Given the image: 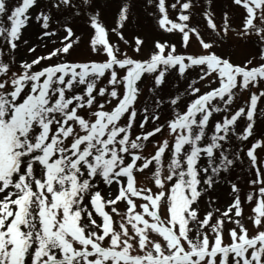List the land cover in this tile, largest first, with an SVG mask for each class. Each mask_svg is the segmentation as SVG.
I'll return each instance as SVG.
<instances>
[{"label":"snow or ice","instance_id":"obj_1","mask_svg":"<svg viewBox=\"0 0 264 264\" xmlns=\"http://www.w3.org/2000/svg\"><path fill=\"white\" fill-rule=\"evenodd\" d=\"M110 6L0 0V264H264V0L219 23L209 0H141L162 30L143 55L132 0L111 28ZM229 31L242 62L218 51Z\"/></svg>","mask_w":264,"mask_h":264},{"label":"rangeland","instance_id":"obj_2","mask_svg":"<svg viewBox=\"0 0 264 264\" xmlns=\"http://www.w3.org/2000/svg\"><path fill=\"white\" fill-rule=\"evenodd\" d=\"M15 0H10V3H14ZM118 0H111L110 8L104 13V22L108 25L109 28L114 27V11L116 8V3ZM210 6L216 15V22H220V16L223 10H225L226 5H230L231 0H209ZM134 5V17L130 19L129 23L123 28V34L126 39L130 42L132 40L133 35H140L144 38V47L141 50V55L149 48L151 40L160 35L162 30L158 29L153 21L146 17L143 12V8L141 7V0H132ZM229 12L230 23L233 29L239 30L240 25V13L242 11L241 8L236 6H230L226 9ZM172 18H175L174 14ZM135 21V22H134ZM193 24H198L202 31H204L205 25L202 23L201 16L197 13L192 20ZM39 26V22L30 18V24L25 27V38H27L30 42H37V29ZM83 31V27L80 28V31L77 34H81ZM207 36V32L204 33ZM115 38V37H114ZM118 39V38H115ZM172 39H175L173 37ZM56 40V37H50L47 41L41 40L40 42L45 43L47 47H51V41ZM121 47L123 48V44L121 42ZM198 49V45L193 39L192 43L188 47V51H196ZM45 49L39 48L36 52L37 55L43 53ZM253 46L250 43H245L240 37H238L234 31H229L227 34V39L222 42H218V51L224 53L225 55H230L234 62H242L244 58L250 56L252 54ZM21 54L26 55L27 53L24 49H21ZM89 53L85 50L83 40L80 42L79 47L73 49V57L78 59H85L89 57ZM244 99L243 95H240L237 99V104L240 103ZM264 131V122L257 121L256 124V132L259 133ZM262 158H264V151L258 153ZM239 164V162H237ZM236 174L238 175H247V166H242L236 170ZM141 177L137 176V180L140 181ZM244 187V185H242ZM219 198V204L217 206H223L225 202L229 199L227 191L223 187L217 188L214 193ZM207 203V198L201 200V208H204ZM249 211L248 207H245V214Z\"/></svg>","mask_w":264,"mask_h":264}]
</instances>
